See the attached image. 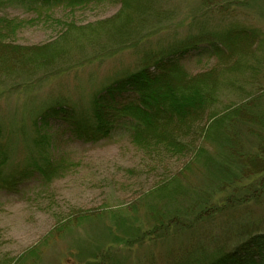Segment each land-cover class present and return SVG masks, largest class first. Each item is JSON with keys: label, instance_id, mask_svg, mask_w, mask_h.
Returning a JSON list of instances; mask_svg holds the SVG:
<instances>
[{"label": "rangeland", "instance_id": "374dc122", "mask_svg": "<svg viewBox=\"0 0 264 264\" xmlns=\"http://www.w3.org/2000/svg\"><path fill=\"white\" fill-rule=\"evenodd\" d=\"M150 7L141 16L112 1L0 12L18 26L0 41V264H185L264 229V174L248 172L238 156L257 154L258 140L233 120L207 135L214 121L257 98L264 113V0H153ZM125 18L131 24L121 37ZM232 29L256 40L185 63L193 76L213 71L215 90L203 117L184 131L192 150L185 156L149 157L129 133L84 142L59 121L38 126L57 103L92 115L96 96L147 56ZM5 47L45 58L25 52L24 65H11ZM229 134L238 155L225 143ZM54 156L68 168L45 182L34 166ZM248 186L253 191L244 193Z\"/></svg>", "mask_w": 264, "mask_h": 264}, {"label": "trees", "instance_id": "16d2710c", "mask_svg": "<svg viewBox=\"0 0 264 264\" xmlns=\"http://www.w3.org/2000/svg\"><path fill=\"white\" fill-rule=\"evenodd\" d=\"M103 1L121 3L124 9L136 12L138 16L149 8L151 11L150 6L153 4V0H0V12L21 9L39 14L60 6L74 8ZM125 20L126 18L121 32L118 31L121 37L128 34L126 30L131 24L129 18L127 24ZM113 24L115 25V22ZM17 28L15 21L0 17V41L14 35ZM255 40L256 34L246 29H232L219 36L205 34L200 39L191 37L157 55L147 56L136 72L119 78L105 87L94 100L92 115L80 116L71 106L57 103L45 110L39 118L38 126L52 127L53 121H59V127H64L73 138L84 142H98L129 133L130 143L149 157L165 156L166 159H173L185 156L192 150L190 146L188 147L190 144L187 145L184 141L186 136L184 131L203 117L206 109L213 103L215 94V90L209 86L213 71L193 76L186 71L185 63L192 59L211 58L215 55L223 57L224 49L238 50L240 45L249 47ZM0 44L3 46L2 42ZM5 49L8 58H13L10 60L11 65H24L21 57L25 58V52L29 54L37 50L9 47ZM37 54L45 58L44 53L38 51ZM260 107V98L238 106L233 116L214 121L212 123L214 128L206 134L208 137L212 136L219 130L218 126L225 121L233 120L232 125L236 126L244 124L250 134L258 140V153L246 157L238 155V148L234 147L235 140L230 134L224 139L225 143L230 144L232 154L240 156L242 164L246 169L249 168L248 172L264 174V113L260 111ZM200 149L195 150L198 159L203 155ZM211 160L213 162L212 158ZM209 163L215 166L211 161ZM34 167L36 174L45 182H51L55 177L61 176L68 168L63 164L62 157L56 156L43 157ZM222 171L230 177L235 176L227 167ZM259 184L264 191V177L258 181ZM252 189H254L252 186H248L244 188V193L251 192ZM204 203L200 204V208L206 212L207 204ZM242 237L237 243L216 252L217 257L209 259L210 255L203 254L193 261L191 259V263L185 264H264V229L255 231L250 228Z\"/></svg>", "mask_w": 264, "mask_h": 264}]
</instances>
